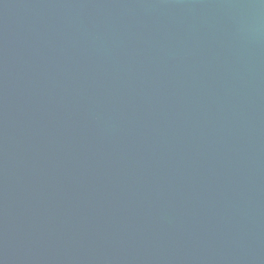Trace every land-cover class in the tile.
<instances>
[{
  "label": "water",
  "instance_id": "water-1",
  "mask_svg": "<svg viewBox=\"0 0 264 264\" xmlns=\"http://www.w3.org/2000/svg\"><path fill=\"white\" fill-rule=\"evenodd\" d=\"M0 264H264V0H0Z\"/></svg>",
  "mask_w": 264,
  "mask_h": 264
}]
</instances>
